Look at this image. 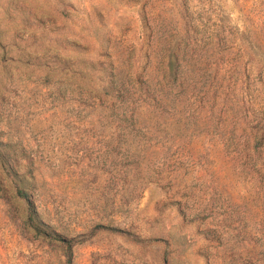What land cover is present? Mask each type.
Returning <instances> with one entry per match:
<instances>
[{"label":"rangeland","instance_id":"1","mask_svg":"<svg viewBox=\"0 0 264 264\" xmlns=\"http://www.w3.org/2000/svg\"><path fill=\"white\" fill-rule=\"evenodd\" d=\"M0 264H264V0H0Z\"/></svg>","mask_w":264,"mask_h":264},{"label":"trees","instance_id":"2","mask_svg":"<svg viewBox=\"0 0 264 264\" xmlns=\"http://www.w3.org/2000/svg\"><path fill=\"white\" fill-rule=\"evenodd\" d=\"M17 183H18V185H21L19 182H17ZM18 193L20 195H23L25 197L28 205L31 207L30 209H33V202L30 200L29 195H27L26 193H24V190H22V189L18 190Z\"/></svg>","mask_w":264,"mask_h":264}]
</instances>
